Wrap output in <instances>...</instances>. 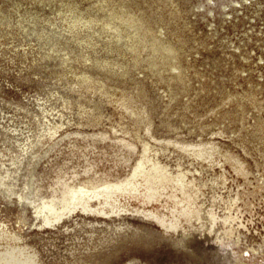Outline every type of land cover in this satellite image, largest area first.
Listing matches in <instances>:
<instances>
[{
	"label": "rangeland",
	"instance_id": "1",
	"mask_svg": "<svg viewBox=\"0 0 264 264\" xmlns=\"http://www.w3.org/2000/svg\"><path fill=\"white\" fill-rule=\"evenodd\" d=\"M2 179L38 264L263 263L264 0H0Z\"/></svg>",
	"mask_w": 264,
	"mask_h": 264
},
{
	"label": "bare ground",
	"instance_id": "2",
	"mask_svg": "<svg viewBox=\"0 0 264 264\" xmlns=\"http://www.w3.org/2000/svg\"><path fill=\"white\" fill-rule=\"evenodd\" d=\"M51 135L52 134H50V129L48 127H46L42 131V133L37 136L36 140L22 142L19 146L20 147L19 153L15 154V156L12 158L13 166L15 168H17V164L20 162L24 163V165H26V164L29 165V163L31 162V157L33 155H35L38 148L45 142L43 139L47 136H49L48 138H50ZM35 148H36V150H35ZM151 168L152 167H149L146 165L140 167L139 172L137 173V176H136V183H133V188H132L133 190L136 191V193H138L140 191V189H139L140 186L145 185L149 182L148 180L150 179V173H151L150 169ZM160 168L161 169L157 170V172L152 174L153 175L152 179L155 180L157 183L163 181L164 177H165L163 168L161 166H160ZM5 176L6 175H3L4 178H5ZM0 184L8 185V186H14V184L8 183L5 179H2ZM157 185H159V183ZM124 189H127V188H124ZM18 192H19V190H18ZM99 192L102 193V191H98V193ZM19 194H20V192H19ZM147 197L148 196H146V199H144L143 197L140 196V198H142L141 199L142 201L143 200L148 201L149 199ZM89 198H91V197H89ZM89 198L83 199V200L79 201L78 203L81 204L84 208H86L87 206H89ZM151 211L152 212L148 216H153L155 218L156 222L160 223V225L167 226L169 228H173L176 226V224L174 222V219H176V213H174V211H172L167 216L164 214L163 215L159 214L157 212L158 210H155V209H151ZM106 216H108V215H106ZM167 220H168V223H167ZM17 222H18L19 230H16L15 226L14 227L10 226L11 224L9 225L5 219H0V264H38L39 262L37 261L36 250L34 251L32 249L34 247L30 246L26 242H23L25 236H23L21 230H23V228H24L23 224L27 222L26 218L19 214ZM212 226H213L212 222L207 219V222L204 224V227L206 229H209ZM184 231H185V233L183 235L186 237V234H189V231H186V230H184ZM174 245L177 246V248H178V246L181 248L182 247L184 248V246L186 245L184 237L180 240V242H176ZM184 249L186 250V248H184ZM191 252H192V250H191ZM238 264H264V262L263 263H249L246 261H241Z\"/></svg>",
	"mask_w": 264,
	"mask_h": 264
}]
</instances>
